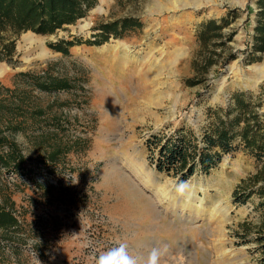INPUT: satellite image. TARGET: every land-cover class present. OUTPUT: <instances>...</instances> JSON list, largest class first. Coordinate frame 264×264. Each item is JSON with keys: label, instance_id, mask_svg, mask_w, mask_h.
<instances>
[{"label": "rangeland", "instance_id": "1", "mask_svg": "<svg viewBox=\"0 0 264 264\" xmlns=\"http://www.w3.org/2000/svg\"><path fill=\"white\" fill-rule=\"evenodd\" d=\"M257 1L213 0L196 10L183 8L178 0H98L84 18L54 34L28 31L50 52L41 59L36 44L28 51L19 48L28 32L17 36L14 61L0 62L7 68L0 85L12 87L18 72L46 68L70 79V90L41 94L40 100L49 104L52 116L63 120V141L76 148L45 164L39 151L17 137L28 155L30 173L6 174L15 189L24 236L9 264H97L100 254L120 243L138 264H146L154 248L159 252L157 264H264L257 239L264 234L261 198L257 193L235 196L242 181L262 164L244 150L240 139L210 173L197 172L184 183L159 172L147 146L152 135L174 134L180 128L194 129L201 137L211 109L227 108L239 91L249 93L255 104L261 102L256 108L264 117V53L258 60L248 56ZM223 16L231 20L218 40L224 45L213 47L218 61L205 68V54L197 42L199 26ZM125 17L136 18L141 27L100 45L77 44L67 55L49 47L61 39L93 40L100 24ZM230 51L235 54L231 61ZM104 87L111 91L113 105L101 101ZM146 173L172 195L184 186L197 200L183 216L174 215L167 207L177 195L156 203ZM148 200H153L154 211ZM214 207L224 210L217 216L220 222L210 223Z\"/></svg>", "mask_w": 264, "mask_h": 264}, {"label": "trees", "instance_id": "2", "mask_svg": "<svg viewBox=\"0 0 264 264\" xmlns=\"http://www.w3.org/2000/svg\"><path fill=\"white\" fill-rule=\"evenodd\" d=\"M97 1L0 0V62L14 61L17 36L28 31L54 34L84 18ZM257 4L259 11L248 55L251 60H258L264 53V0H258ZM230 23L231 20L223 16L199 26L197 42L205 54V68L217 63L213 47L224 45L222 40H218L225 36L224 29ZM139 27V20L125 17L100 24L97 27L100 32L93 36V40L61 39L49 43V47L67 55L77 44L100 45L111 37H122L126 31ZM232 36L233 33L229 34L230 39ZM234 59L235 54L230 51L228 60ZM189 84L194 85L195 82L189 80ZM72 87L70 79L52 72L50 68L42 72H18L12 87L0 85V264H9L24 243L23 224L16 214L13 199L15 189L6 180V174L29 176L30 173L28 155L17 137L22 136L28 146L32 145L39 151L45 164L57 162L74 150V145L63 141V120L52 116L49 104L43 105L40 100L41 94L50 95ZM256 104L249 93L239 91L233 95V102L227 108L211 109L209 125L201 137L190 128H180L177 133L169 135H152L147 141L151 162L159 172L173 175L184 183L197 172L210 173L225 155L236 149L234 141L239 138L244 150L262 165L255 174L242 181L240 192L235 191V196L243 194L247 198L257 193L261 198L258 208L263 211L264 220V117L256 108L261 102ZM257 239L264 250V234L260 233Z\"/></svg>", "mask_w": 264, "mask_h": 264}, {"label": "bare ground", "instance_id": "3", "mask_svg": "<svg viewBox=\"0 0 264 264\" xmlns=\"http://www.w3.org/2000/svg\"><path fill=\"white\" fill-rule=\"evenodd\" d=\"M109 1V0H108ZM173 1V0H172ZM175 1H177V0H175ZM102 2H104V0H101V3ZM168 2V1H167ZM178 2L180 3V5L184 8H187V7H192V8H194V9H198V8H200L201 6H204V5H206V4H211V2H213V0H178ZM175 6V5H174ZM159 7V6H158ZM161 7V6H160ZM174 8H177V6L176 7H174ZM98 9L99 10H102V5H100L99 7H98ZM164 9V8H163ZM190 9V8H189ZM180 10V9H179ZM184 10V9H183ZM186 10V9H185ZM168 11V10H167ZM172 11V10H171ZM36 44V50H39V52L37 53V57L39 58L40 57V59L41 58H43V57H46V56H48V55H50V52L45 48V46L43 45V43L42 42H40V38L38 37V36H35V35H33V34H31V33H25V34H23V36H22V41L20 42V44H19V48H24L25 50H30V49H34V47L35 46H33V45H35ZM129 51V50H128ZM127 57V56H126ZM25 59H26V61H28L30 58H28V57H25ZM146 61V60H145ZM144 61V62H145ZM254 67V66H253ZM144 69V68H143ZM255 69H256V67H255ZM6 70H7V68L4 66V65H2V64H0V78H3L4 76H7V72H6ZM257 71V70H256ZM254 72V71H253ZM250 78V77H249ZM144 79V78H143ZM251 79V78H250ZM153 80V79H152ZM138 82V81H137ZM253 82V81H252ZM135 83V82H134ZM141 83V82H140ZM145 83V82H144ZM256 83V82H255ZM132 84H133V82H132ZM149 84V83H148ZM147 84V85H148ZM138 85H139V83H138ZM151 86H153V85H151ZM106 87V86H105ZM104 87V88H105ZM142 87V86H141ZM144 87H145V85H144ZM102 89L101 90V93H100V95H101V97H102V99H101V101H108L111 105H113L114 103H113V100H115V99H113V95L111 94V91L109 92L106 88L105 89ZM143 88V87H142ZM148 88H150V86L148 87ZM148 88L147 87H145V89L146 90H148ZM137 91V90H136ZM149 91V90H148ZM141 92V91H140ZM140 92H139V95H140ZM146 93H148V92H146ZM151 93V92H150ZM98 95V94H97ZM117 95H119V94H117ZM136 95V94H135ZM151 95V94H150ZM154 95V94H153ZM119 98V97H118ZM137 98V97H136ZM97 99H99V97L97 98ZM120 99V98H119ZM134 99V98H133ZM131 100V99H130ZM149 100V99H148ZM97 101V100H96ZM117 102H115V104H116ZM126 106H129V105H126ZM138 106V105H137ZM116 107V106H115ZM131 108V107H130ZM115 109H117V108H114V110ZM123 109V108H122ZM127 110V109H126ZM132 110V109H131ZM115 112V111H114ZM116 113V112H115ZM119 113V112H118ZM121 113V112H120ZM117 114V113H116ZM134 114V113H133ZM139 114V113H138ZM137 114V115H138ZM114 115V114H113ZM118 115V114H117ZM112 116V115H111ZM106 117H108V116H106ZM110 117V116H109ZM109 117H108V119H109ZM114 118H116V117H114ZM107 119V118H106ZM109 121V120H108ZM112 121V120H111ZM113 126V125H112ZM135 165V164H134ZM117 169V170H116ZM115 170L116 171H118V168H116ZM112 171V170H111ZM119 172V171H118ZM122 173V172H121ZM111 174H112V172H111ZM115 174H116V172H115ZM148 174H150V173H146V176H144V177H146L149 181H150V185L151 186H153V189H154V194H155V201H156V203L157 202H159V201H161V197H163V198H167V197H173V196H175V194L177 195V199H176V201L174 200H172V201H170V205H169V207H167V210L168 211H170L171 213H174V215H176V214H178V213H180V215L181 216H183L184 214H185V211L187 210V207L190 205V204H192V202L191 201H193L194 202V200H197V198H196V195H195V193H194V191L193 192H188V189H185V188H183V191L181 192V191H179V189L180 188H177V193H174V195H172V192L170 193V192H168L169 191V189L167 190V189H165V188H163V187H161L160 185H158L157 183H156V181H154L153 179V177L152 176H150V175H148ZM119 175V174H118ZM123 175V174H122ZM116 176V175H115ZM121 176V175H120ZM127 176V175H126ZM108 177V176H107ZM109 177H110V175H109ZM108 177V178H109ZM112 177H113V175H112ZM128 177V176H127ZM121 178V177H120ZM124 178H126V177H124ZM115 179V178H114ZM123 180V179H122ZM121 180V181H122ZM125 180V179H124ZM110 181V180H109ZM127 181V180H126ZM113 182H114V180H113ZM108 183V182H107ZM120 183H122L123 184V182H120ZM117 186V185H116ZM120 186V185H119ZM135 186V185H134ZM134 186H133V189H134ZM124 187H126L125 185H124ZM184 187V186H183ZM121 188H123V186L121 187ZM135 188H137L136 186H135ZM130 189V188H129ZM126 191H127V189H125ZM131 190V189H130ZM125 191V192H126ZM138 190H136V192L135 193H137L138 194V192H137ZM140 192H139V194L140 193H142L141 192V190H139ZM190 191V190H189ZM121 192V191H120ZM123 192L124 191H122V194H123ZM124 192V193H125ZM174 192V191H173ZM134 193V192H133ZM134 193V194H135ZM142 195H144V193L142 194ZM146 195H148V193L146 194ZM151 196V195H150ZM150 196H148L149 197V199H150ZM138 197V196H137ZM145 197V196H144ZM147 197V196H146ZM145 197V198H146ZM143 198V197H142ZM144 198V200H146ZM153 198V197H152ZM183 198H185L186 199V203L185 202H183ZM139 199V198H138ZM149 201V200H148ZM147 201V202H148ZM153 201V200H152ZM151 201V202H152ZM201 202L203 201L202 199L200 200ZM150 201L148 202V207L150 208V209H152V211H154V207L152 206V203H151ZM145 204H147V203H145ZM193 204H195V203H193ZM164 207V206H163ZM197 208V207H196ZM222 210H224V209H220V207H214L213 209H212V211L210 212L211 214H210V217H209V221L208 222H212V223H214L215 222V220L216 219H218L217 218V216H219L220 214H221V211ZM152 213V212H151ZM152 215H153V213H152ZM186 216V215H185ZM188 216V215H187ZM189 217V216H188ZM196 217L197 218H199L200 217V214H199V212H197L196 213ZM221 217V216H220ZM220 217H219V219H220ZM219 219H218V221H219ZM173 220H175V219H173ZM193 221V220H192ZM176 222V221H175ZM217 222V221H216ZM220 222V221H219ZM172 224H173V222H172ZM218 230L221 232V226H220V229H219V227H218ZM219 240H221V239H219ZM218 241V240H217ZM222 243V242H221ZM229 255H231V254H229ZM226 257V256H225ZM216 258H217V256H216ZM227 258V257H226ZM223 260H225V259H223ZM221 264V263H220Z\"/></svg>", "mask_w": 264, "mask_h": 264}, {"label": "clouds", "instance_id": "4", "mask_svg": "<svg viewBox=\"0 0 264 264\" xmlns=\"http://www.w3.org/2000/svg\"><path fill=\"white\" fill-rule=\"evenodd\" d=\"M179 191H183V186ZM159 252L157 249H153L147 258L146 264H157ZM97 264H138L135 257L129 255L126 245L120 243L106 252L99 255Z\"/></svg>", "mask_w": 264, "mask_h": 264}]
</instances>
